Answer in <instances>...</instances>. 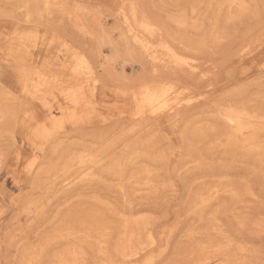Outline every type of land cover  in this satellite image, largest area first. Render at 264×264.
<instances>
[{"label":"rangeland","instance_id":"374dc122","mask_svg":"<svg viewBox=\"0 0 264 264\" xmlns=\"http://www.w3.org/2000/svg\"><path fill=\"white\" fill-rule=\"evenodd\" d=\"M0 264H264V0H0Z\"/></svg>","mask_w":264,"mask_h":264},{"label":"bare ground","instance_id":"6f19581e","mask_svg":"<svg viewBox=\"0 0 264 264\" xmlns=\"http://www.w3.org/2000/svg\"><path fill=\"white\" fill-rule=\"evenodd\" d=\"M123 4H124V2H123ZM122 7V6H121ZM80 10H81V8H80ZM134 13V12H133ZM147 21V20H146ZM142 25V24H141ZM142 27V26H141ZM145 29V28H144ZM138 42V41H137ZM84 59V58H83ZM87 61V60H86ZM185 63V62H184ZM86 66V65H85ZM193 66V65H192ZM195 66V65H194ZM75 73V72H74ZM74 79H75V77H74ZM174 81V80H173ZM75 82H76V79H75ZM148 85V84H147ZM144 87H146V89L148 88L147 86H144ZM149 89V88H148ZM155 89V88H154ZM156 90V89H155ZM168 90V89H167ZM170 90H172V89H170ZM140 92V91H139ZM153 92V91H152ZM156 92V91H155ZM142 93H144V92H142ZM138 94V93H137ZM140 94V93H139ZM151 96H150V100H152L155 96H154V94L153 93H151L150 94ZM141 97H143L142 95H141ZM139 99H140V96H139ZM140 100H142V99H140ZM143 101V100H142ZM143 103V102H142ZM139 104V103H138ZM138 109H139V107H137ZM140 110V109H139ZM232 117V116H231ZM259 117V116H258ZM54 120V119H53ZM238 121V120H237ZM245 121V120H244ZM244 121H239V123L241 124V122H243L244 123ZM260 124V123H259ZM241 127H242V124L240 125ZM243 126H245V125H243ZM251 126V125H250ZM240 128V127H239ZM243 129V128H242ZM241 129V130H242ZM248 129H249V127H248ZM238 131V130H237ZM252 132V135H251V133H250V135H251V137L250 138H248V141H250V144H254V141H256V139H258V137H257V130L255 129V128H252V130H251ZM240 133V132H239ZM242 133V132H241ZM140 134V133H139ZM247 143V142H246ZM250 146V145H249ZM91 159V158H90ZM84 160V159H83ZM81 163V162H80ZM122 182V181H121ZM217 186V185H216ZM98 195V194H97ZM130 211V210H129ZM125 222H127V221H125ZM127 223H129V222H127ZM123 224V223H122ZM127 225V224H126ZM126 226L124 225V228H125ZM129 227V224H128V226L126 227V230L127 229H129L128 228ZM123 228V227H122ZM89 231V230H88ZM128 231H130L131 233H130V235H133V232L131 231V230H128ZM126 235H127V237H126ZM125 237H126V239H128V234H127V232L125 233ZM132 237V236H131ZM130 238V237H129ZM130 240H131V238H130ZM129 240V241H130ZM129 244V243H128ZM127 245V244H126ZM127 248V247H126ZM122 250V249H121ZM124 250H126L127 251V249H124ZM121 254H122V252H121ZM127 255H129L130 256V253L128 254V252H127ZM126 255V257H128ZM146 260V259H145ZM147 261V260H146Z\"/></svg>","mask_w":264,"mask_h":264}]
</instances>
